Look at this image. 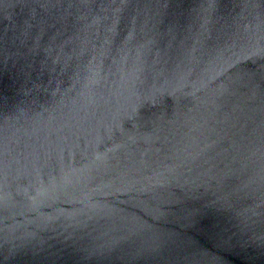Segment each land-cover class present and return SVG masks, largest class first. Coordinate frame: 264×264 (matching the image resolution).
<instances>
[{
	"label": "water",
	"instance_id": "1",
	"mask_svg": "<svg viewBox=\"0 0 264 264\" xmlns=\"http://www.w3.org/2000/svg\"><path fill=\"white\" fill-rule=\"evenodd\" d=\"M0 264H264V0H0Z\"/></svg>",
	"mask_w": 264,
	"mask_h": 264
}]
</instances>
